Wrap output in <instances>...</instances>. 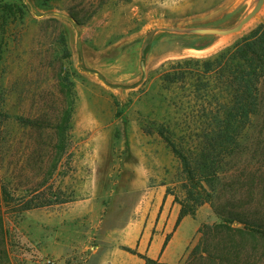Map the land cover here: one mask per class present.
Masks as SVG:
<instances>
[{
    "label": "rangeland",
    "instance_id": "rangeland-1",
    "mask_svg": "<svg viewBox=\"0 0 264 264\" xmlns=\"http://www.w3.org/2000/svg\"><path fill=\"white\" fill-rule=\"evenodd\" d=\"M257 2L0 0V264L53 258L47 250L55 227L40 223L56 204L84 202L67 223L66 264H97L111 242L127 249L120 232L132 216L147 214L155 228L166 221L169 202L194 204L199 187L165 141L142 129L161 109L157 70L249 35L264 22V0L230 30ZM65 114L59 140L55 127ZM235 175L216 180L219 202L234 193L261 196L263 186L240 185ZM194 209L188 216L198 229L176 264L197 244L202 225L219 221L209 200Z\"/></svg>",
    "mask_w": 264,
    "mask_h": 264
},
{
    "label": "trees",
    "instance_id": "trees-1",
    "mask_svg": "<svg viewBox=\"0 0 264 264\" xmlns=\"http://www.w3.org/2000/svg\"><path fill=\"white\" fill-rule=\"evenodd\" d=\"M157 71L161 109L143 120L142 129L165 141L200 189L193 205L181 203L179 218L208 200L219 218L202 225L183 264H264V191L259 197L234 193L224 204L215 190L226 174H237L240 185L264 187V22L211 55L169 59ZM65 121L67 114L55 127L59 140ZM139 256L144 264H168Z\"/></svg>",
    "mask_w": 264,
    "mask_h": 264
},
{
    "label": "crops",
    "instance_id": "crops-1",
    "mask_svg": "<svg viewBox=\"0 0 264 264\" xmlns=\"http://www.w3.org/2000/svg\"><path fill=\"white\" fill-rule=\"evenodd\" d=\"M164 201H168L165 197ZM161 200V205L164 207V202ZM84 202L75 204L61 203L55 205L56 213L49 214L48 219L42 221L43 226L49 225L54 227V233L49 236L48 243L50 246L48 252L56 259L58 264H66L67 253L66 249L69 245L68 241L70 228H67V223L73 220L75 215L82 214ZM170 211H167L168 217L153 228L151 217H131L120 234H124L125 238L130 242L122 244L126 248L120 247V243L113 242L106 244L104 254H102L97 264H144V260L138 256V253L131 252L129 248H137L143 254L150 258H158L160 261L168 264H176L180 259L186 245L198 229L193 218L184 215L179 218L180 209L173 203L169 202ZM138 209H136V212ZM163 212V211H161ZM62 224L64 226L62 227ZM58 225V227H57ZM42 226V227H43ZM53 232V230H52ZM112 235V233H109ZM140 260V262H139Z\"/></svg>",
    "mask_w": 264,
    "mask_h": 264
},
{
    "label": "water",
    "instance_id": "water-1",
    "mask_svg": "<svg viewBox=\"0 0 264 264\" xmlns=\"http://www.w3.org/2000/svg\"><path fill=\"white\" fill-rule=\"evenodd\" d=\"M262 2H263V0H258L257 4L253 8L252 12L244 20H242L236 28H234V29H232L230 31H234V30H237V28H240L247 19H249L256 11H258V9L262 5ZM230 31H228V32H230ZM216 32L217 33H224V31H216Z\"/></svg>",
    "mask_w": 264,
    "mask_h": 264
},
{
    "label": "built area",
    "instance_id": "built-area-1",
    "mask_svg": "<svg viewBox=\"0 0 264 264\" xmlns=\"http://www.w3.org/2000/svg\"><path fill=\"white\" fill-rule=\"evenodd\" d=\"M46 264H57V261L54 258H47Z\"/></svg>",
    "mask_w": 264,
    "mask_h": 264
},
{
    "label": "bare ground",
    "instance_id": "bare-ground-1",
    "mask_svg": "<svg viewBox=\"0 0 264 264\" xmlns=\"http://www.w3.org/2000/svg\"><path fill=\"white\" fill-rule=\"evenodd\" d=\"M222 42V41H221ZM211 47V46H210ZM205 50V49H204ZM207 50V49H206ZM199 51V50H198Z\"/></svg>",
    "mask_w": 264,
    "mask_h": 264
}]
</instances>
